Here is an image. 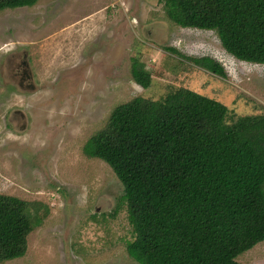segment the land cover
<instances>
[{"label": "rangeland", "instance_id": "1", "mask_svg": "<svg viewBox=\"0 0 264 264\" xmlns=\"http://www.w3.org/2000/svg\"><path fill=\"white\" fill-rule=\"evenodd\" d=\"M172 48L213 58L228 77ZM136 62L152 76L147 88L133 78ZM181 88L239 116L264 114V65L229 55L216 32L174 24L161 0H40L1 12L0 194L45 212L25 256L3 264H137L123 184L84 147L117 106ZM18 110L27 124L11 122ZM237 261L264 264V242Z\"/></svg>", "mask_w": 264, "mask_h": 264}, {"label": "trees", "instance_id": "2", "mask_svg": "<svg viewBox=\"0 0 264 264\" xmlns=\"http://www.w3.org/2000/svg\"><path fill=\"white\" fill-rule=\"evenodd\" d=\"M40 0H0L5 10ZM184 29L216 32L235 59L264 65V0H161ZM176 56L220 76L210 57ZM143 88L152 76L134 64ZM87 157L111 167L124 187L137 264H242L264 242V114L239 116L225 104L181 88L165 101L135 98L117 106L85 145ZM41 203L0 194V264L27 252L44 218Z\"/></svg>", "mask_w": 264, "mask_h": 264}, {"label": "flooded vegetation", "instance_id": "3", "mask_svg": "<svg viewBox=\"0 0 264 264\" xmlns=\"http://www.w3.org/2000/svg\"><path fill=\"white\" fill-rule=\"evenodd\" d=\"M16 75V74H15ZM21 111V110H18ZM23 112V111H22ZM24 113V112H23ZM22 118H24V115L22 113L18 114V112H13V116L11 118V122L13 124L17 123L19 124L20 122H23ZM16 129V128H15Z\"/></svg>", "mask_w": 264, "mask_h": 264}, {"label": "bare ground", "instance_id": "4", "mask_svg": "<svg viewBox=\"0 0 264 264\" xmlns=\"http://www.w3.org/2000/svg\"><path fill=\"white\" fill-rule=\"evenodd\" d=\"M19 113H22L23 115H24V119H25V122H26V124H27V116H26V114L25 113H23L22 111H18Z\"/></svg>", "mask_w": 264, "mask_h": 264}]
</instances>
